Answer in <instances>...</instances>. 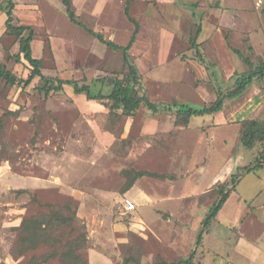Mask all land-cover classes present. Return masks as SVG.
<instances>
[{"label":"rangeland","instance_id":"1","mask_svg":"<svg viewBox=\"0 0 264 264\" xmlns=\"http://www.w3.org/2000/svg\"><path fill=\"white\" fill-rule=\"evenodd\" d=\"M14 2L15 24L33 28V56L46 77L107 94L128 72L123 52L73 24L62 0ZM72 2L90 31L129 43L135 25L126 0ZM130 16L140 26L131 61L143 92L159 106L202 109L219 90H233L236 75L248 71L233 49L264 61V0H131ZM5 21L0 8V62L26 80L32 68L15 61L19 38L4 36ZM199 27L201 57L193 47ZM40 85L39 78L28 87L0 78V119L7 115L0 134V264H89L90 253L114 264L177 263L192 253L194 264H264V169L241 170L262 147L240 142L244 121L264 119V81L188 125H176V109L118 114L108 100H88L70 86L46 96ZM139 172L159 178L134 180ZM223 191L230 197L198 245ZM126 200L134 212L125 210ZM73 213L76 219L63 224ZM24 222L33 231L25 232ZM82 239L77 261L72 249Z\"/></svg>","mask_w":264,"mask_h":264},{"label":"trees","instance_id":"2","mask_svg":"<svg viewBox=\"0 0 264 264\" xmlns=\"http://www.w3.org/2000/svg\"><path fill=\"white\" fill-rule=\"evenodd\" d=\"M66 13L69 17V20L85 30H87L91 35L98 39L102 44L108 48L115 51L123 52V59L125 65H127L128 72L124 75L123 78H116L114 82L110 84L111 91L107 94L102 92V88L96 93L93 90V86L88 84L80 85L77 81H64L54 78L46 77L42 73V62L41 60L34 58L31 44L35 37V32L33 28L24 25L15 24V9L16 3L14 0H7L1 6L2 12L6 15L5 21V35H14L19 38V51L20 53L16 55L15 61L21 63L22 60H25L31 66V72L28 79L18 80L14 75L5 69V67L0 62V78L5 80L10 85H23L28 87L32 82L39 78L41 80V85L38 90L40 93H44L46 96H50L54 93H59L64 90L65 86H70L73 88V92L76 95H83L88 100H108L112 103L111 112L118 113L119 111L127 113L130 116H134L141 107H145L151 114L157 115L163 111H171L176 109L177 121L176 125H188L189 120L195 117H205L218 114L223 111L225 103L228 100H236L240 98L245 92H247L254 84L255 81H264V61L260 60L258 63L252 61L250 56H245L243 52L238 49H233L234 53L240 57L244 64L248 67V71L242 74H238L235 77V87L233 90L224 93L221 90L218 91L217 99L202 109H195L189 105H157L149 100L147 95L143 92L141 77L138 68L131 61L130 50L137 40V35L139 34L140 26L139 23L130 16V3L131 0H126V9L125 13L128 19L135 25V30L133 35L126 46H119L112 41H107L104 36L100 33L90 31L87 27L81 24L78 20V17L73 9L72 0H62ZM201 34V27L197 31L196 37L193 39V47L197 49V54L201 57V54L198 50L197 39ZM248 43V40H246ZM250 55L254 53V49L249 46L248 48ZM103 86V85H102ZM7 115L3 116L0 119V134L4 129V119ZM240 142L241 145L246 149H253L258 144L261 145L262 151L257 155L253 164L242 168L241 170L247 172L248 174L258 173L264 169V119L263 120H247L241 124L240 132ZM242 175V174H241ZM239 175H233L232 181L237 183L242 177ZM145 176H153L159 178V176L151 175L145 172L134 173V180ZM133 181L128 184V190L132 187ZM221 198L216 202L209 210L205 219L202 222L201 231L197 237V244L200 245L203 240L204 232L209 229L212 223L216 220L219 212L222 210L223 206L230 197V192L223 191ZM69 210H72L71 207H68ZM76 219V214L73 213L72 218L63 219V224H71L72 221ZM27 222L22 224L23 227H26L25 232L31 230V227L26 226ZM85 240L82 239L80 242V247H74L72 249L73 255L77 256L76 260L79 261L80 256L78 252L85 249ZM57 255V254H56ZM55 256V255H54ZM195 253H192L188 259L181 260L177 263H167L161 262L160 264H194ZM46 261L35 262L34 264H45Z\"/></svg>","mask_w":264,"mask_h":264},{"label":"crops","instance_id":"3","mask_svg":"<svg viewBox=\"0 0 264 264\" xmlns=\"http://www.w3.org/2000/svg\"><path fill=\"white\" fill-rule=\"evenodd\" d=\"M98 256L103 264H114L109 257L101 253H95V254L90 253L89 264H97L96 260H98Z\"/></svg>","mask_w":264,"mask_h":264},{"label":"built area","instance_id":"4","mask_svg":"<svg viewBox=\"0 0 264 264\" xmlns=\"http://www.w3.org/2000/svg\"><path fill=\"white\" fill-rule=\"evenodd\" d=\"M124 208L127 212H134L136 210V205L132 201L126 200L124 203Z\"/></svg>","mask_w":264,"mask_h":264}]
</instances>
